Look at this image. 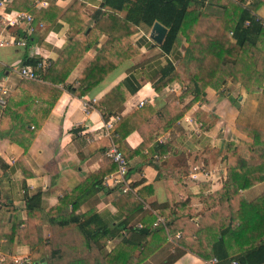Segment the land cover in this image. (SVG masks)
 I'll use <instances>...</instances> for the list:
<instances>
[{"label": "trees", "instance_id": "trees-1", "mask_svg": "<svg viewBox=\"0 0 264 264\" xmlns=\"http://www.w3.org/2000/svg\"><path fill=\"white\" fill-rule=\"evenodd\" d=\"M32 2L12 0L7 9L29 11L35 20L48 23L61 13L62 8L55 3L36 7ZM87 2L98 6L92 15L82 11ZM261 3L262 0H74L60 14L75 28L73 36L43 70L42 81L19 79L2 107L0 142L13 141L26 150L49 112L47 105L61 93L58 85L77 97L85 95L113 69L141 53L134 34L141 29L148 31L155 21L160 22L167 31L163 42L154 46L170 54L176 40L182 38L186 43L184 52L176 64L167 60L156 70L142 66L140 71L157 93L178 82L185 89L159 108L146 102L123 113L126 96L135 90L121 80L95 105L104 118L119 115L113 128L119 150L127 160L139 156L151 163L163 182L167 199L149 203L135 221L114 235L94 209L79 214L77 209L86 193L101 189L104 176L116 170V164L110 161L59 196L45 211L40 188L30 192L23 180L26 217L17 219L13 204L1 202L0 208L12 216L6 213L8 226L0 235L9 242L16 237L18 243L28 244L33 264H172L187 250L203 258L215 257L219 264L232 259L238 264H264V188L255 198L244 195L264 181V122L245 123L237 118L235 127L247 139L231 135L224 142L226 176L214 191H207L209 183L200 180V190L195 193L185 180L187 147L191 149L194 144L188 135L180 133L159 140L194 104L204 100L207 88L220 89L233 79L241 90L264 95V24L257 13ZM102 34L106 37L81 70L77 85L66 83L69 73L99 43ZM24 38L30 43L33 35ZM39 61L40 58L29 57L24 65H31L38 72ZM36 99L45 106L31 109ZM198 120L202 131L211 125L208 119ZM133 131L142 139L130 148L126 137ZM108 144V139H102L93 150L104 149ZM17 162L24 178L32 174L26 171L22 157ZM9 165L0 154V173ZM135 185L131 183L129 189L111 200L125 217L143 207L147 197L154 194L151 183L134 189ZM178 194H207L203 196L204 210L197 219L190 211L189 197L182 199ZM157 216L164 221L154 224ZM44 222L49 226L47 235L43 233ZM128 232L140 234L141 239L129 238ZM168 236L172 241H168ZM108 241L114 245L106 250Z\"/></svg>", "mask_w": 264, "mask_h": 264}, {"label": "crops", "instance_id": "crops-1", "mask_svg": "<svg viewBox=\"0 0 264 264\" xmlns=\"http://www.w3.org/2000/svg\"><path fill=\"white\" fill-rule=\"evenodd\" d=\"M73 1L51 0L50 2L59 5L62 8V13ZM9 2L0 4V18L11 11L7 9ZM32 4L34 5V0ZM97 7L94 3L87 2L82 11L92 15ZM61 13L50 23L34 19V29L31 32L26 30L27 25L24 21H20L15 25H6L4 29L0 27V39H3L2 44H0V87L8 90L6 98L21 78L19 68L24 65L26 58L34 57L51 62L60 54L70 37L73 36L75 28L70 27L65 20L60 18ZM257 13L264 20V0H262ZM90 21H93V19L91 18ZM150 30L151 28L148 31L141 29L133 35L140 46L141 53L121 63L85 95L77 97L62 84L58 85L61 88V93L52 104L47 105L49 112L26 150L13 141L0 142V154L10 163L9 167L0 173V205L1 202L12 203L17 219L26 217L23 180L26 189L30 192L40 188L43 194V210L45 211L57 201L59 196L71 191L94 170L110 162V159L105 155V149L109 144L104 149L93 150V147L102 139H108L109 141V138L104 136L105 131L102 125L108 117L112 116L109 115L104 118L95 102L114 84L126 80L130 88L135 90L134 93L126 96L123 102V113L129 112L133 108V104L139 99L145 98L146 102H151L155 108L161 107L170 100L171 93L153 91L150 82L143 78L140 69L142 66H146L156 70L169 59H172L176 64L177 59L184 52L186 43L182 38H178L173 51L167 55L158 46H154L155 43L150 37ZM30 34L33 35V40L30 43H27L25 39L23 43L17 41V36L23 37ZM105 37L102 34L99 37V43L92 46L79 60L67 76L66 83L77 85L78 75ZM158 51H161L160 54ZM154 55L157 56L154 57ZM38 81H42V79ZM227 83L229 90L226 92H223V88H207L204 100L194 104L175 123L172 129L159 137V140H165L173 137V131L187 129L188 132L185 130V132H179L178 134L185 133L194 142L191 149L190 146L187 147V149L189 148L188 163H190V167H188L184 177L195 193L200 190V180L209 183L207 191H214L221 187L226 176V167L223 160L225 154L224 142L231 135L247 139L236 127L230 125V122H233L236 126L237 118L240 117L241 111L246 107L249 100V93L241 90L236 80L229 79ZM235 92L239 93L237 98L234 96ZM254 98L264 109V95L257 92L254 94ZM3 106L0 105V114ZM42 106H45L44 103L36 99L33 101L31 109L36 110ZM198 112L200 116H198ZM201 117L211 121V125L207 130L202 131L200 128L201 121L198 118ZM215 127H219L218 130L223 132L225 131L224 128L227 127L230 131L228 139L225 140L221 137V143L216 150L214 147H210L212 142L210 131ZM141 139L140 134L133 131L126 137V142L130 148H134L141 142ZM21 157L24 160L26 171L32 172L26 178H24L21 166L17 162ZM127 161L128 169L132 168L128 174L126 173L128 186L131 183H136V187H134L136 189L148 183L153 185L154 194L147 197L143 207L128 217L117 211L111 200L120 192L111 182L104 183V178L109 176L112 171L102 179L101 189H91L89 193H86L87 195L82 198L77 209L79 214L94 209L111 227L113 235L123 231L125 225L135 221L144 209L149 208V203H162L167 199L163 182L157 178V170L149 161L142 160L139 156ZM202 170L204 172H201ZM263 188L264 181L246 190L244 195L248 199L255 198ZM205 195L207 194H192V196L178 194L182 199L189 197L190 211L193 213L194 219H197L204 210L203 196ZM7 212L0 208V234L8 226L5 218ZM8 213L12 216L11 212ZM43 233L46 235L49 233L47 222L43 224ZM126 234L133 240L139 241L141 239V235L136 232ZM175 235L178 236L179 231ZM168 239L169 242L172 241L171 236H168ZM173 242V244H176L175 241ZM113 245V241H108L106 250ZM30 250L28 244L18 243L16 237L9 242L3 235H0V264H14L12 260L14 256L29 257ZM170 250L172 251V247ZM2 257L4 259H1ZM210 258H203L187 250L172 264H209L207 261Z\"/></svg>", "mask_w": 264, "mask_h": 264}, {"label": "built area", "instance_id": "built-area-1", "mask_svg": "<svg viewBox=\"0 0 264 264\" xmlns=\"http://www.w3.org/2000/svg\"><path fill=\"white\" fill-rule=\"evenodd\" d=\"M11 0H0V4H5ZM51 1V0H50ZM49 0H34L35 6H41L46 5ZM24 21L27 25L26 30L28 32L33 31L34 29V16L24 10H11L8 14L2 15L0 18V27L4 29L6 25H15L16 23ZM247 23V22H246ZM262 23L264 24V20L262 19ZM41 25V23H40ZM24 36L19 37L17 36V41L25 42ZM3 39H0V44H2ZM169 55V54H167ZM169 58V57H168ZM172 61V59H169ZM173 62V61H172ZM174 63V62H173ZM50 62L45 60H40L37 63L38 72H35L33 67L31 65H21L19 68V75L21 78H27V79H33V80H40L41 79V73L43 70H45L49 66ZM8 93V90L4 87H0V105L3 106L6 103V95ZM146 103V99H139L137 102L133 104V108L138 109L142 107ZM119 118V115H113L108 117L103 122V129L105 131L104 136H107L109 138V145L105 149V155L110 159V161H113L117 168L112 173L109 174V176L104 178V183L111 182L112 185L118 189V191L124 192L130 187L127 183L126 173L128 171V161L122 154V152L119 150L118 143L116 142L115 138L118 136L117 133L114 132V123ZM201 172H204L203 170ZM164 218L161 216H157L154 224H157L158 222H163ZM138 225H140L138 223ZM1 253V252H0ZM1 259H4L2 257ZM14 264H33V262L30 260L29 257H23V256H14L12 258ZM207 263L209 264H219L217 258L213 257L210 258ZM227 264H238V261L236 259H232Z\"/></svg>", "mask_w": 264, "mask_h": 264}, {"label": "rangeland", "instance_id": "rangeland-1", "mask_svg": "<svg viewBox=\"0 0 264 264\" xmlns=\"http://www.w3.org/2000/svg\"><path fill=\"white\" fill-rule=\"evenodd\" d=\"M158 52L160 54L161 51H158ZM155 56H157V55H154V57ZM227 84L224 87H222L224 89L223 92H226L229 90V87L227 86ZM184 89H185L184 84L181 82H178L176 84L174 83V84L169 85L166 89L162 90V92L166 91L168 93H171V95L169 94L170 95L169 98L172 99L174 96H177L178 93H180ZM238 94L239 93H237V92L234 93L235 98H237ZM256 101L257 100H256V98H254V93H249V100L246 104V107L241 111V114L239 115L241 118L240 121L245 122V123L252 122V123H257V124H262V122H264L263 106L259 105L258 101L257 102ZM260 107H261V109H260ZM259 109H260V111H259ZM234 123H235V121H234ZM230 125H233L235 127L233 122H230ZM218 128L219 127H215L212 129V131H210L211 140H212L210 147L211 146L214 147L215 150L219 147L218 145L221 143L220 142L222 140L221 137H223L226 140V138L228 139L229 134H230L229 128L225 127L224 132L221 130H218ZM185 130H186V132H188L187 129L175 130L172 132V134H174L172 136L175 137L179 132H185ZM224 139H223V141H225ZM188 162H189V157H188ZM188 167H190V163L188 164Z\"/></svg>", "mask_w": 264, "mask_h": 264}, {"label": "water", "instance_id": "water-1", "mask_svg": "<svg viewBox=\"0 0 264 264\" xmlns=\"http://www.w3.org/2000/svg\"><path fill=\"white\" fill-rule=\"evenodd\" d=\"M167 28L160 22L155 21L151 26L150 37L154 43L160 45L163 42Z\"/></svg>", "mask_w": 264, "mask_h": 264}]
</instances>
